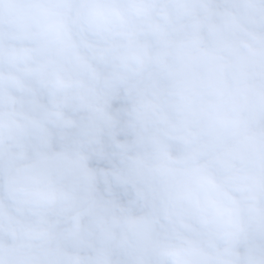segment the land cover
Masks as SVG:
<instances>
[{
    "label": "clouds",
    "instance_id": "9594fccd",
    "mask_svg": "<svg viewBox=\"0 0 264 264\" xmlns=\"http://www.w3.org/2000/svg\"><path fill=\"white\" fill-rule=\"evenodd\" d=\"M0 264H264V0H0Z\"/></svg>",
    "mask_w": 264,
    "mask_h": 264
}]
</instances>
